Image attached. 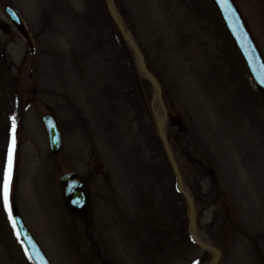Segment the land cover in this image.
<instances>
[{"label":"rangeland","instance_id":"rangeland-1","mask_svg":"<svg viewBox=\"0 0 264 264\" xmlns=\"http://www.w3.org/2000/svg\"><path fill=\"white\" fill-rule=\"evenodd\" d=\"M232 1L264 57V0ZM111 3L161 87L197 235L219 250L218 264H264V97L216 9L210 0ZM5 4L33 48L0 31V264H28L2 197L10 148V209L50 264H209L188 235L153 90L104 0H0L8 23ZM47 113L62 131L57 156L39 120ZM67 172L89 180L86 222L62 208L57 181Z\"/></svg>","mask_w":264,"mask_h":264},{"label":"water","instance_id":"water-1","mask_svg":"<svg viewBox=\"0 0 264 264\" xmlns=\"http://www.w3.org/2000/svg\"><path fill=\"white\" fill-rule=\"evenodd\" d=\"M213 2L219 10L227 30L229 31L239 51L241 52L255 84L262 92H264V63L254 43L251 40L243 21L241 20L240 16L238 15L236 9L234 8L230 0H213ZM105 3L112 17V20L116 24L119 32L132 49L134 57L137 61L139 71L153 88L152 104L156 101L158 106L157 112H154L158 135L166 151L168 162L171 165L175 174L176 189L185 198L187 202L189 218V236L197 247L202 250H207L213 253L214 257L210 264H217L219 260V252L212 247L204 245L196 235L193 201L188 192L183 187L181 176L179 175L172 153L168 148V144L164 134V128L166 124V113L163 102L161 100L160 86L156 79L147 71L139 49L137 48L133 40L125 33L114 8L111 6L110 0H105ZM4 11L9 17L10 23L15 27L17 32L27 41L28 46L32 48L29 34L25 26L23 25L17 11L9 5H5ZM0 30L4 34H8L10 32L9 26L3 21H0ZM41 122L44 126L47 135L49 151L52 154H57L61 149V137L56 121L53 116L44 115L41 117ZM59 183L62 187L63 202L68 213L73 217H77L81 220H86L90 215V197L87 181L75 173H67L60 178ZM13 223L16 232L20 237L22 244L26 252L28 253L31 261L34 264H49L44 255L42 254L41 250L39 249L38 245L36 244L30 233L27 231V229L24 227L21 220L17 216L15 209Z\"/></svg>","mask_w":264,"mask_h":264},{"label":"snow or ice","instance_id":"snow-or-ice-1","mask_svg":"<svg viewBox=\"0 0 264 264\" xmlns=\"http://www.w3.org/2000/svg\"><path fill=\"white\" fill-rule=\"evenodd\" d=\"M14 127H15V122L13 121V129ZM13 144H14V140H13ZM11 176H12V149L10 148L9 153H8L7 165L5 169L3 187H2V197H3L4 208L8 212L10 220L13 219L10 206H9V186L11 183Z\"/></svg>","mask_w":264,"mask_h":264}]
</instances>
